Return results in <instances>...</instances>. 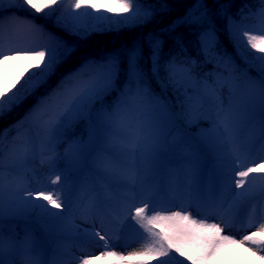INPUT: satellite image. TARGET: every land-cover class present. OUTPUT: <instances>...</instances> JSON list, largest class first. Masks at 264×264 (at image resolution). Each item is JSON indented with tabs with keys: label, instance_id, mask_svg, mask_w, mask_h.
Wrapping results in <instances>:
<instances>
[{
	"label": "snow or ice",
	"instance_id": "6c2138e0",
	"mask_svg": "<svg viewBox=\"0 0 264 264\" xmlns=\"http://www.w3.org/2000/svg\"><path fill=\"white\" fill-rule=\"evenodd\" d=\"M9 8H18L29 11L33 16L41 14L44 17L51 16L57 10V6L69 7L64 10L58 18V24L69 35L77 36L80 39L87 38L91 33L100 31L97 24H88L84 17L91 16L87 9L100 10L96 0H0V11H3L4 4ZM84 9V11H80ZM108 12L115 11L121 19H115L103 15L95 16L97 22H106L110 26H132L150 21L157 13L151 5L143 6L138 0H119L116 9L108 8ZM160 11L167 13L169 6L160 5ZM127 14V15H124ZM257 15L264 24V0ZM19 20V17H16ZM5 18L0 16V117L10 113L14 107H18L29 96L34 95L39 89L45 88L57 68L71 55L74 50L66 42L45 34L43 28L29 22L27 33L44 37L47 35V43L39 47H26L21 44L9 43L5 50ZM200 25L204 28L199 33L198 43L200 52L206 58L205 62H211L217 43L216 31L213 28L208 13V6L202 0H195V3L186 11L183 16L177 17L168 25L167 31L175 34L181 26L192 27ZM235 21L230 22L231 34L238 41L236 44L237 54L245 59L243 49L255 50L264 54V30L262 34L250 35L243 31L242 36L237 32ZM8 30L14 31L11 24ZM246 37V43L241 47L240 41ZM173 43L180 54H186L188 49L182 37L176 36ZM164 41L159 37L153 38L148 58L151 61V71L154 77H158L163 67L166 73L167 82L176 85H183L193 77V66L195 60L179 61L172 58L161 65ZM144 57L142 49H130L123 61L126 77V88L117 87V80L121 71V59L119 56H111L101 63H92L82 66L76 73L71 74L62 80L52 93L38 100L25 117L16 123V135L9 137L12 129H4L0 132V218L3 217V176L5 171H10L19 176L20 172L28 165L35 156V145L38 142L41 151L50 144L49 137L57 135L62 129L73 127L81 120L86 119L89 123L90 137L103 134L104 141L111 143L125 126V120L130 108L142 105L149 97V91L144 81L146 73L141 67V60ZM254 61H259L256 67L257 79H249L243 84L237 83L231 77L227 84L229 99L227 105L217 90L213 89L212 99L218 109V119L212 121V127L201 133V138L208 142H220L222 145H232L234 149V126L230 118L232 100L237 90H253L255 96L245 97V104L248 106L259 103L264 112V55L253 56ZM36 71H33V70ZM87 73L88 78L81 79ZM162 82V81H161ZM135 84V92L132 93L131 85ZM225 85H221L224 87ZM112 92H118L117 103L109 110L108 108L96 109V105H103L105 97ZM189 101L192 97H187ZM264 127V121H262ZM25 128L29 132L23 136ZM34 133V134H33ZM18 140L23 143V149L16 150ZM151 137H134L123 151V155L133 157L137 161H144L154 152V145L150 142ZM106 151V149L101 150ZM104 170L107 175H123L127 182L134 187L140 188L147 194V181L149 180L150 169L145 166V171L140 172L135 163L124 168V162L119 159V154H113L111 159L103 160ZM238 177V179H235ZM259 178L264 182V162L253 163L245 167V160L239 154L236 155L229 177V183L235 191L232 202L225 207L221 202L219 205L209 197L207 203L212 207H219L223 213L231 211V222L219 215L220 222L209 223L205 219H195L186 210L173 211L164 214L165 209L159 211L149 207L150 197L142 200V206L135 208V214L131 219L143 230V243L139 250L129 252L127 255L116 251L107 250L109 241L105 235L96 232L94 235L104 242L103 251L100 255L84 258L80 264H167L171 253L184 257L190 264H264V222L256 224L250 216L246 227L255 230L244 234L237 239L233 235L225 234V229L231 226L238 218L240 206L253 194V181ZM60 175H56L51 181L59 183ZM22 180L17 181V187ZM247 185V187H246ZM258 190L264 193V183L258 186ZM19 204L32 205L43 210L52 217H63L64 211L69 212L71 206L62 202L59 194L39 191L27 192V198L21 194H13ZM47 203H37L38 200ZM64 211H51V208ZM35 248V241L29 234L23 238L15 235L5 237L0 233V264H15L11 259H6L17 253L30 254ZM24 264H39L35 259H27ZM183 264V262H181Z\"/></svg>",
	"mask_w": 264,
	"mask_h": 264
},
{
	"label": "rangeland",
	"instance_id": "374dc122",
	"mask_svg": "<svg viewBox=\"0 0 264 264\" xmlns=\"http://www.w3.org/2000/svg\"><path fill=\"white\" fill-rule=\"evenodd\" d=\"M255 1L257 3L260 2V9L262 0ZM96 2L100 5L98 12H103L107 17L111 16L107 9L112 7L116 9L119 4V0H97ZM202 2L208 6L210 22L216 31L217 43L212 62L221 65V74L217 75L215 81L209 82L204 76L193 70V77L189 82L173 86L167 82L166 73L161 67L160 74L155 79L165 96H158L151 102L146 100L142 105L130 108L124 128L111 143H106L101 133L96 137H89V143L85 144V149L77 143L64 145L61 149L58 141L61 137V131L55 136H50V142L55 141L52 147L54 148V153L49 158L53 161L58 157L57 154H60L70 164V171L73 172H78L85 167L95 182L89 188H83L80 191L79 202H76L71 208L68 222L74 224L76 229L56 231L50 237L52 251L46 250L44 252L42 250L35 253L31 259L39 261V264H80L82 259L100 255L105 251L104 242L94 235L96 232H100L101 235H105L106 239H108L109 247L107 250L116 251L124 255L131 251L139 250L143 243L144 234L139 225L131 219V216L135 214L136 207L142 206L141 201L149 197L151 200L149 203L150 209L153 206L157 211L165 209L164 214L186 209L195 219L206 218V222L209 223L220 222L218 218L207 217V211H210L214 213V216L223 215L225 219L231 222V211L223 213L219 207H212L207 201L211 197L217 205L222 202L225 207L232 202L233 193L239 190L234 189L228 181L237 154L245 160V167L258 163L251 145L259 141L260 153L264 159V127H262L264 112L262 110L259 111L260 105L258 102L251 106L245 104V97L255 96L256 93L253 90L240 89L237 90L232 100L230 118L234 126V144L237 146L238 151L232 145L224 146L220 142L205 141L201 138V133L210 129L212 121L218 119L216 115L218 109L212 99L213 89L217 90V94L224 98L227 105L229 99L227 84L230 75L239 84H243L249 79H255V75L258 77L256 67L259 65V61H254L252 57L254 55H264L254 49L250 52L243 49L242 46L247 40L244 37L239 43H241L242 51L247 58L248 62L246 63L245 59H242L237 54L236 44L238 41L231 34L230 22L235 21L236 30L241 36L243 31H248L250 35H261L262 30H264V24L261 23L257 15L259 9L255 13V21L248 26L232 18L230 15L232 14L235 0H202ZM194 3L195 0H181L169 9L167 13L155 16L152 22L159 21L158 24L161 22V25L168 27L177 17L183 16ZM68 7L69 5L65 4L58 9L56 15L60 18ZM5 13L7 14L4 20L5 50H7L9 43L21 44L26 47H39L48 42L47 35L42 38L38 35L27 33L29 22L39 25L43 28L45 34H51L61 39L56 35L55 28L50 25L56 34L48 29V25H45L42 20H32L30 18H19L17 20L15 12L8 6L4 7L2 14ZM9 24L12 25L14 31L10 32L8 30ZM183 27L188 30L200 28L198 30L200 33L207 25L203 27L200 25ZM55 30L60 35L59 30ZM113 33H116V31L111 32V34ZM117 34H120V32ZM66 38L68 41L65 42L70 46V39ZM152 40L153 38L147 42L149 48ZM219 42L222 43V46L223 42L227 44L225 48H230L229 54L217 51L218 44H221ZM87 46L89 48L91 44H87ZM80 54L81 52L77 55L80 56ZM79 56L75 57V59H78ZM111 56L113 55H107L108 58ZM83 59L84 62L71 70L68 77L76 73L82 66L90 62L94 63L90 57L85 56ZM161 65L163 66L162 61ZM34 71L36 70L34 69ZM87 78V73L81 77V79L85 80ZM222 84L225 86L221 87ZM187 97H192V100L189 101ZM253 107H258L257 113L252 112ZM22 119L23 117L15 120L13 126ZM175 125L189 126L194 131L195 142H201L205 149H208L207 155L201 154L198 148L186 142L180 130L172 131ZM28 132L29 130L25 128L20 135L23 136ZM16 134V129L14 128L9 133V137L11 138ZM143 136L151 137L150 142L154 145V152L150 154L149 158L144 161H137L133 157H127L122 154L132 138ZM37 144L38 142L35 145L36 153ZM22 149L23 143L18 140L16 150L19 152ZM102 149H106V151L102 152ZM113 154H119V159L124 162L125 170L128 165L133 163L137 165L140 172L145 171V166L150 169L149 180L146 184L147 194L140 188L129 184L123 175H107L104 170L103 160L111 159ZM33 158L29 161L27 167H31ZM90 158L95 159V164L88 165L87 160ZM235 179H238V177H235ZM18 180H22L20 174L17 176L13 172L5 171L3 176V204L18 203L14 199L13 194H21L24 198H27L26 194L29 189L23 180L18 188ZM261 183L264 182L259 178L253 181V194L240 206L238 218L231 223L230 227L225 229V234H230L240 239L244 234L255 230L256 224L264 222V193L258 190V186ZM229 187L232 190L225 195V189ZM194 193L206 197L207 195L209 196L207 199L202 197L194 202L191 200ZM189 204L191 208L187 209L186 206ZM192 205H196L199 208L192 207ZM201 211L205 213L200 214ZM250 216L256 221L252 228L246 227ZM27 232L29 231L27 230ZM8 236L12 235H5V237ZM32 239L34 238L32 237ZM6 259H11L15 264H24L25 260L30 258L29 254L17 253L6 257ZM166 259L167 264H181L184 261L187 263L184 257H179L176 253H171L170 257ZM152 264H157V262L154 261Z\"/></svg>",
	"mask_w": 264,
	"mask_h": 264
},
{
	"label": "trees",
	"instance_id": "16d2710c",
	"mask_svg": "<svg viewBox=\"0 0 264 264\" xmlns=\"http://www.w3.org/2000/svg\"><path fill=\"white\" fill-rule=\"evenodd\" d=\"M138 1L143 6L151 5L157 13L155 16H157L164 14L160 11L161 4H167L169 6V9H171L181 0ZM259 3H257V1L255 0H235L232 14L230 16L245 24V26H248L253 21H255V13L260 7ZM7 6V3H5L3 6V10L4 7ZM60 8L61 7L57 6V10L53 12L51 16L47 17H44L41 14L33 16L29 11L21 10L18 8H10L13 12H15L16 17L30 18L32 20L39 19L42 20L45 25H48L47 28L51 31L53 30L50 25L59 30L60 35L55 29L54 31L57 34L54 31L53 32L58 35V37H60L64 42L68 41L66 38L68 37L70 39L69 41L71 42L70 47L74 50L72 51L71 55L68 56V58L57 68L55 74L51 76L48 81L47 87L39 89L34 95L29 96L27 99H25L23 103L18 107H14L10 113H7L5 116L0 117V132H3L4 129H11L15 120H19L22 117L24 118L28 111L37 104L39 99L44 98L45 96L52 93L62 80L68 78L69 72L71 70L75 69L77 65L84 62L83 58L85 56L90 57V59L94 63H101L105 61V59L108 58V54L119 56L122 63L120 76L117 80V87L120 89H125L126 77L124 73L123 63L125 55L132 48L142 49L144 57L141 60V67L146 73V80L144 81V84L149 91V97L147 101L151 102L158 96L164 97V92L162 93V90L158 86L157 80L152 74L151 61L148 58L150 48L147 42L148 40L155 37H159L164 41V47L161 56V61L163 64L172 58H177L179 61H187L189 59L195 60L196 66L194 65L193 70H195V72H197L199 75L205 76L210 82L215 81L217 75L221 74V65L216 64L212 61L205 62L206 58L200 52V45L198 43V30L200 28L189 29V31L188 29L181 26L175 34H170L167 31L166 25H161V22L158 24L159 21L155 23L152 22L155 19V16L147 23L132 26H120L119 28H117L115 26H110L103 21L97 22L94 19L95 16H106V14H103V12H98L95 9L88 8L87 11L92 13V15L84 17L85 22L90 25L97 24V26L100 27L101 30L91 33L85 39H80L77 36L69 35L58 24L57 21L59 17L56 14L58 12V9ZM80 11H84V9H81ZM2 13L3 11H0V16H3L6 19L7 14ZM110 13V17L121 19V16L117 15L115 11ZM152 28H154V30H152ZM112 31H116V33L111 34ZM118 32H120V34H117ZM176 36L183 38L188 49L186 54H180L178 52L177 47L173 43ZM224 40L226 41V39ZM87 44H91V46H89L88 48ZM225 45H227L225 42H223V46L222 43L220 45L218 44L217 51L219 50L222 53L224 52L229 54L230 48H225L227 47ZM74 52L75 54H73ZM80 52V56L77 55ZM77 56H79V58L75 59V57ZM239 64L243 65L241 63ZM256 77L257 75L254 76L255 79ZM130 87L132 93H134L136 85L132 84ZM118 95V92H112L105 97V103L103 105H96V109L99 110L101 108H108L110 110L117 103ZM258 110V107L252 108L253 113H257ZM259 111H261V108ZM13 130L14 128H12V131ZM89 130V123L86 119L81 120L71 128L62 129L60 135L61 137L58 140L61 149L64 145L67 146L70 144H74L75 142H79L82 147L85 146L89 139ZM177 130H180L184 135L183 139L191 144L196 145L197 147H199V150L204 153L203 146L195 142L194 133L190 127L186 125H175L173 131ZM54 141L52 143L50 142L49 146L43 151H41V147L38 143L39 149L35 160H33V167H25L20 172V174L25 184L31 189V192L37 193L39 191H45L51 192L53 193V195L59 194L62 202H65L67 205H71L73 204V202L78 200L80 188H86L88 184H90L91 175L88 174L85 168L75 173L71 172L70 164H68L61 157L53 162L50 161L45 154L53 153L54 149L52 147L54 145ZM253 150L255 151V155L258 158V161L264 162L263 155L260 153L259 142L253 145ZM89 162L91 164H95V159L90 158ZM56 175H60L61 180L59 183L53 184L51 183V181L54 179H50L52 177H55ZM37 203L46 204L47 202L41 199L38 200ZM49 208H51V206H49ZM3 211L4 215L2 218H0V233H2L3 235L8 233L15 234L18 237L23 238L25 236L23 233V227H29V229L36 237L35 248L32 252L37 251L41 248H45L47 246L48 233H53L57 229L70 226V224H63L64 222H66L68 217L67 211L64 210L51 208V211L53 212L64 211L63 217H52L44 213L43 210L38 207L14 202L3 204ZM43 230L48 233H44Z\"/></svg>",
	"mask_w": 264,
	"mask_h": 264
},
{
	"label": "bare ground",
	"instance_id": "6f19581e",
	"mask_svg": "<svg viewBox=\"0 0 264 264\" xmlns=\"http://www.w3.org/2000/svg\"><path fill=\"white\" fill-rule=\"evenodd\" d=\"M231 190H232V188H230V187H229V188H226V189H225V195L228 194V193H230ZM189 194H190V193H189ZM199 194H200V193H199ZM208 196H209V195H207V197H208ZM202 197H205V199H207V197L204 196V195H197V194L194 193V194L192 195V197H191V200L195 202V201L201 199ZM185 206H186V205H185ZM186 207H187V209H188V208H189V209L191 208L190 204L187 205ZM192 207L199 208V207H197L196 205H192ZM197 210H198V209H197ZM204 213H205V212H203V211L200 212V214H204ZM208 216H210L211 218H218V216H214V213H211L210 211H207V217H208ZM193 218H194V217H193Z\"/></svg>",
	"mask_w": 264,
	"mask_h": 264
}]
</instances>
